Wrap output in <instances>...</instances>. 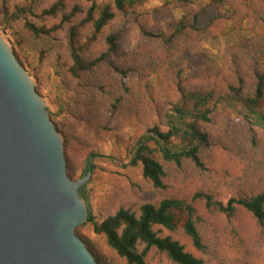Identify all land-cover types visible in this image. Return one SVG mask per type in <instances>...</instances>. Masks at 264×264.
<instances>
[{"label": "trees", "instance_id": "obj_1", "mask_svg": "<svg viewBox=\"0 0 264 264\" xmlns=\"http://www.w3.org/2000/svg\"><path fill=\"white\" fill-rule=\"evenodd\" d=\"M37 1L40 0H32L31 5ZM83 1L51 0L37 18L59 16V22L49 27L25 20L23 29L33 39H50L59 31L65 32L70 61H62L59 56L58 62H69L67 73L72 80L94 81L95 88L103 94L109 77L123 81L138 76L143 80L142 89L133 97L131 89L121 82L123 94L111 93L102 115L84 118L90 129L110 133L124 124L141 126L151 109L159 116L163 114L166 128L156 123L148 128L133 145L125 165L138 168L142 180L154 192L171 189L170 168L184 173L185 178L191 176L186 173L187 168L198 175L188 186L176 188L156 204L144 201L131 207L120 206L100 223L87 205L86 224L104 241L107 250L76 234L96 263L207 264L204 256H208L210 244L206 230L210 223L222 219L228 225L237 223L238 229L246 233L240 239L242 246L248 238L262 240L264 142L255 128L264 129V0H240L237 4L231 0H209L198 8L193 0H181V17L173 19L165 32L141 22L136 15V9L149 0H111L101 5L88 0L89 6ZM8 7L3 1L0 13L6 24L33 9L17 5L8 15ZM116 20L121 22L120 29L107 33L106 29ZM132 20L145 39L143 57L127 55L120 45ZM82 29L90 32L83 45L78 43ZM235 32L241 34L242 44L228 45L219 66L213 67L215 71L211 67H206L207 71L193 69L196 62L190 52L193 47ZM100 37L103 45L99 49ZM12 51L20 65L29 70L28 59ZM39 54L42 58L45 53ZM173 58H178V65L186 62L192 69L188 75H184L183 68L177 69L172 93L164 91L165 100L160 101L150 85L158 81L161 66ZM84 84L88 86V82ZM219 107L239 119L220 123V130L211 132L207 127L213 124ZM54 123L62 137L69 168L75 127ZM78 154L84 155V149ZM93 154L85 156L79 179L84 177L90 157H93L90 172H95L99 153ZM84 188L80 190L83 199ZM223 188L230 192L226 203L220 200ZM248 222H253L256 233L248 232ZM182 237L190 241L195 253L187 250Z\"/></svg>", "mask_w": 264, "mask_h": 264}, {"label": "rangeland", "instance_id": "obj_2", "mask_svg": "<svg viewBox=\"0 0 264 264\" xmlns=\"http://www.w3.org/2000/svg\"><path fill=\"white\" fill-rule=\"evenodd\" d=\"M3 1L6 6H9L8 15L12 14L13 8L17 5L22 8L33 7L32 11L27 12L25 16H21L17 20H10L7 24L0 13V35L10 48L19 53L21 57L27 58L30 62L31 68L26 72L34 82L37 92L44 99L49 114L53 116L51 119L58 124L67 123L75 127L73 131L74 150L70 156L69 168H67L71 179L78 180L81 177L85 165V156L94 155L93 152L96 151L99 153L96 160L97 168L92 174L88 185L84 188V199L96 222H102L120 206L131 207L144 201H151L156 204L170 195L172 191H176V188L186 187L191 183L192 178L198 177L193 169L190 168L186 170V173L191 174L187 178L184 177V173H179L170 168V174L173 177L171 181L172 187L167 192L158 193L154 192L149 184L142 180L138 168L125 166L128 164L133 145L141 135L147 132L148 128L152 127L154 123L166 128V120L163 114L159 116L154 112V109H151L148 118L141 126L124 124L110 133L90 129L84 116L89 119L88 115L90 117L92 115H102L103 106L111 93L113 95L123 94L121 82L131 89L133 97L142 89L143 80L138 76L123 81L119 78L109 77L104 94L95 88L96 82L94 81L90 83L89 80L84 79V83L88 82V86H85L82 82L72 80L67 73L69 62L62 63L57 60L60 56L62 61L65 59L70 61L67 34L59 31L50 39H33L24 31L22 26L25 20L34 21L36 24L44 23L49 27L58 23L60 20L59 16L53 19L45 18V20L37 18L40 17V11L47 7L51 0H40L33 5H31L32 0H0V10ZM95 1L98 5H101L107 4L111 0ZM180 1L149 0L146 5L137 8L135 13L141 19V22L153 28L156 27L157 31L165 32L173 19L181 17L180 7L182 5ZM193 1L195 7L198 8L209 0ZM231 2L237 4L240 0H231ZM82 3L86 6L91 4L88 0H84ZM71 5V3H68V6ZM120 24V21H114L106 29V32L117 31L121 27ZM247 27L245 24L246 29ZM81 31L82 34L79 36L80 40L78 43L83 45L86 42L85 36L90 35V32L83 29ZM144 40L140 27L132 20L127 25V33L121 39L120 45L127 55L139 54L140 57H143L145 52ZM242 41L241 34L235 32L225 34L213 43L193 47L190 50L196 59L193 69L207 71L206 67H211V71H215L213 67L219 66L228 45L233 43L242 44ZM102 45L103 38L100 37L97 48L100 49ZM40 51L45 53L42 58L39 54ZM177 59L173 58L170 63H165V65L161 66L160 70H158V81L156 83L152 81L150 85L153 95L155 92L159 96L158 100L160 101L165 100L164 91L172 93L171 90L177 82L175 71L183 68L184 75H188L192 69H189V65L186 62L178 65L176 63ZM150 80L151 78H149ZM103 83L101 82L100 85H104ZM62 105L63 108H61ZM90 106L91 108H89ZM215 112L213 124L207 127L211 132L219 131L220 123H230L239 119L235 114L223 111L220 107ZM255 131L264 142V129L256 127ZM82 149H84L85 154L79 155L78 151ZM220 193V200L226 203L230 197L229 189L223 188ZM247 229L248 232H257L253 222H248ZM76 233L100 249L107 250L104 241L92 232L91 226L85 224L78 228ZM245 234L238 229L237 223L228 225L223 219L210 223L206 230L210 248L208 256H204L208 261L207 264H264V236L259 242H256V239L253 238H248L247 241L245 239V246H242L240 239L241 236L244 239ZM180 239L186 245L188 251L195 253V249L189 240L183 237Z\"/></svg>", "mask_w": 264, "mask_h": 264}, {"label": "water", "instance_id": "obj_3", "mask_svg": "<svg viewBox=\"0 0 264 264\" xmlns=\"http://www.w3.org/2000/svg\"><path fill=\"white\" fill-rule=\"evenodd\" d=\"M92 159L83 178L68 176L45 101L0 35V264H97L76 234Z\"/></svg>", "mask_w": 264, "mask_h": 264}]
</instances>
